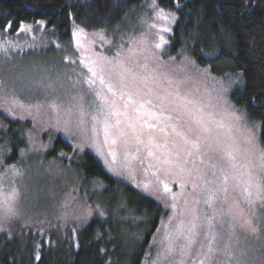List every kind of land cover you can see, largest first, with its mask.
Masks as SVG:
<instances>
[{
	"label": "snow or ice",
	"instance_id": "1",
	"mask_svg": "<svg viewBox=\"0 0 264 264\" xmlns=\"http://www.w3.org/2000/svg\"><path fill=\"white\" fill-rule=\"evenodd\" d=\"M175 6L181 7L179 2ZM152 7L157 9L155 0ZM156 14L166 24L153 45L158 51L150 53L154 60L151 65L147 62L149 56L142 64L134 59L133 48L125 54L123 44L114 45L117 51L113 57L81 54L78 60L69 54V49L57 44L62 56L59 67L33 63L31 71L13 73L15 87L11 106L5 111L13 119H23V115L16 116V109L32 115L34 110L39 113L47 107L57 115L56 123L50 126L78 141L74 150L94 148L110 172L124 176L170 210L167 221L161 220L162 238L157 241L153 236L159 247L150 264H248V252L233 245L235 228L231 224L224 228L225 220L217 215L216 204L220 192L227 201L229 188L238 192L249 207L257 201L264 204V140L259 135L264 122L250 121L246 110L227 99V88H222L215 102L198 95L199 88H188L192 78L187 74L177 77L172 67L176 57L168 55L164 60L159 51L170 44L162 33L172 32L170 25L177 16L163 8ZM36 24L43 26L44 21ZM13 25L9 21L0 30L7 47L13 46L7 38L10 32L40 30L23 22L17 28ZM100 38L104 39L103 35ZM81 47L78 43L77 48ZM201 53L214 54L203 48ZM178 55L183 56V51ZM180 64L211 76L210 68H197L188 56H183ZM4 71L0 67V74ZM7 71L11 73L12 69ZM211 78L223 84V78ZM229 79L230 84H235L239 76ZM6 86L0 79V100L7 99ZM17 87L22 93L37 96V102H21L15 95ZM7 151L0 145V153ZM9 171L21 175L15 165ZM138 172L145 177L143 180L138 179ZM172 184H178L180 191L174 192ZM189 186L191 191H187ZM18 195L13 188L0 199V232H7L9 238L11 233L3 225L18 217ZM96 211L101 217L105 215L99 205ZM91 213L89 206L83 219L87 220ZM240 226L245 231H257L250 219ZM36 259H40L39 254Z\"/></svg>",
	"mask_w": 264,
	"mask_h": 264
},
{
	"label": "rangeland",
	"instance_id": "2",
	"mask_svg": "<svg viewBox=\"0 0 264 264\" xmlns=\"http://www.w3.org/2000/svg\"><path fill=\"white\" fill-rule=\"evenodd\" d=\"M155 2L157 9L152 7L153 0H143L133 14L139 13V16H136L137 18L134 21H123L121 30L118 29L115 34L102 30L83 29L81 32L82 28L72 26L70 37L62 38L60 33L47 28L45 23L43 26L31 23L29 25H33L34 28H39L40 30L30 33L10 32L7 38L12 41V47H7L3 43V39L0 38V48H7V51L0 50V67L5 69L0 74V79L7 85L4 89L7 99L0 100V116L13 118L5 111L11 106L15 87L12 83L13 73L19 70L31 71L33 63L37 64V66L51 67L56 65L59 67L62 62V56L59 54L61 49L56 48L57 44H60L62 48L69 49V54L73 55V58L77 60L81 57V54L93 58L95 56L113 57L117 51L114 45L123 44L122 51L127 54L128 49L133 48L136 53L134 59H138L141 64L145 62V56H149L147 62L150 65L154 63L150 53L158 51L153 45L158 42L160 28L166 24L165 21L157 17L156 13L160 7L157 0ZM165 12L174 11L165 10ZM176 21L170 25L171 28L174 27ZM151 24H156L157 27H150L149 25ZM74 32L76 33L75 36L73 35ZM162 34L169 38L171 33ZM101 35H103L104 39L100 38ZM78 43L82 46L79 49L77 48ZM32 45L35 47H32ZM166 46L163 50H159L161 58L164 60L167 59L164 56ZM182 59L183 56L176 57L172 67L175 69L178 78H184L186 74L192 78L188 81L187 87L192 89L199 88L200 92L198 95H205L215 102V98L221 94L222 88H227L228 92H230L235 85L230 84L229 78L232 77L230 75L206 76L197 72L194 68H185L180 64ZM196 67L204 69L197 65ZM181 68H184V70L181 71ZM8 69H12V72L7 71ZM55 70L54 68L53 71ZM211 77L223 78V84L218 83L217 80ZM228 92L225 94L227 99H229ZM15 95L25 104L37 102V96H29L22 93L18 87ZM88 99L86 97V103ZM15 114L17 117L24 116L23 119L17 118V120L28 122L30 131L27 133L28 149L25 152V154L28 153L27 157H23L21 161L19 160L12 164L15 165L21 175H13L9 171L12 165L0 163V199L13 188L19 193L15 201V207L19 215L3 225L10 233L13 224L19 226L18 221L20 219L27 225L25 229H29L27 232H30L31 236H36L43 228L51 231L55 230L57 238L61 239L63 231H68L70 228L77 229L92 217L99 216L98 211H96L98 205L104 212L108 210L103 205L102 201L105 199L100 194L105 189L104 184L97 178H85L74 168V165H71V163H76L77 157L84 155V153L96 156L109 175L120 183L145 195L124 176L114 175L110 172L94 148L85 147L83 152L74 150V145L78 141L69 138L63 132H58L54 127L50 126L56 123L57 115L47 107L41 109L39 113L34 110L32 115L16 109ZM0 130L2 129L0 128ZM0 136L2 137V135ZM56 136L62 137L67 141L65 142L67 149H53L54 137ZM61 153L65 155L62 156ZM0 155L2 154L0 153ZM144 178L143 174L138 172V179L143 180ZM171 187L174 192L180 191L178 184H172ZM187 191H191L190 186ZM145 196L155 201L162 208H160L162 214L158 218L156 228L153 229L152 233L149 232L150 223L153 220L152 214L139 213L136 209L127 205L126 201L123 200L124 198H117L115 204L110 206L111 221L116 225L113 235L122 247L124 255L119 256L125 257L123 260L124 264H129L137 256H141V264H150V259L156 256L159 247L157 243L153 242V236H156L157 241L162 238L161 220L167 221V216L170 214V210L165 209L163 204L155 197ZM217 200V215L224 217V228L227 229L229 224L235 228L233 245L248 252V264H264V204L257 201L249 207L243 202L239 193H233L231 188H229L227 194V201H225L223 192L219 193ZM121 203H123V207H120ZM89 206H91L92 213L87 220H84L83 216ZM229 209H231V212H229ZM248 219L256 226L257 231L255 233L241 228L240 225L243 221ZM158 228H161L160 233L157 232ZM12 232L18 233L19 230L12 228ZM138 253H142V255H136Z\"/></svg>",
	"mask_w": 264,
	"mask_h": 264
},
{
	"label": "trees",
	"instance_id": "3",
	"mask_svg": "<svg viewBox=\"0 0 264 264\" xmlns=\"http://www.w3.org/2000/svg\"><path fill=\"white\" fill-rule=\"evenodd\" d=\"M142 1L0 0V29L9 21L14 22V28L21 22L44 21L47 28L60 33L62 38L70 37L72 26L115 34L121 30L123 21H134L139 16L133 14ZM177 2L181 7L175 6ZM157 3L177 14L164 56L182 57L178 54L183 51V56L197 66L210 68L211 75L239 76L228 98L237 108L246 110L250 121L264 122V0H157ZM202 48L214 54L202 55ZM29 125L0 116V145L9 149L0 155L2 164L12 165L27 157ZM259 135L264 140V127ZM54 139L53 149H67L64 138ZM71 165L85 178H97L104 184L100 194L105 199L102 203L108 209L106 214L92 217L75 232L72 228L63 231L61 239L55 230L43 228L31 236L25 222L19 219V226L13 224L10 229L11 238L7 232L0 233V264H124L125 257L119 256L124 253L113 235L116 225L110 214V206L117 198H124L139 213L152 214L149 232L156 228L162 214L159 204L109 175L96 156L84 153ZM12 228L19 232L13 233ZM140 257H134L129 264H141Z\"/></svg>",
	"mask_w": 264,
	"mask_h": 264
}]
</instances>
